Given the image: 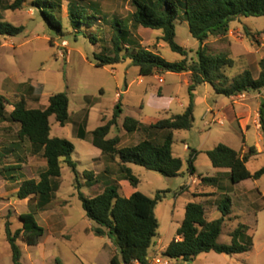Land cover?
<instances>
[{
    "label": "rangeland",
    "instance_id": "obj_1",
    "mask_svg": "<svg viewBox=\"0 0 264 264\" xmlns=\"http://www.w3.org/2000/svg\"><path fill=\"white\" fill-rule=\"evenodd\" d=\"M14 1L0 0V18L15 26L25 27V31L18 36H0V95L5 96L9 102L6 106L7 116L13 111V104L22 98L27 101L28 108L46 109L52 95L67 93L70 99V122L61 126L54 116L51 117L52 136L67 139L75 145L73 160L79 172L77 176L64 165L54 200L45 210L34 214L39 225L45 229L40 243L29 246L22 237L18 240L22 248V264H111L112 257L117 254L116 247L113 243L111 245L109 238L94 234L96 224L87 217L79 199V189L87 196H96L105 187L102 181L91 185L84 177L85 171H92L94 176L104 174L107 165L100 157V149L92 144V133L113 118L115 106L121 101L123 113L109 137L121 136L119 147L136 145L148 135L144 130L127 133L123 127L125 119L133 117L149 125L173 114H182L189 103V91L185 78L174 73L140 77L139 69L129 61L116 66L96 67L95 54L101 51V47L92 43L84 34L76 35L78 33L71 27L68 17L69 3L81 4L90 15L95 11L100 18L104 16L101 28L84 29L90 35L105 29L110 36V23L117 17L132 29L143 47L161 54L170 62L179 61L182 57L161 40V31L133 27L131 20L135 9L131 0H51L59 5L56 14L63 24L59 31L46 22L43 13L34 6L32 0L20 10H7V6ZM176 27L177 42L190 51L189 59L195 58L199 42L191 35L188 24L180 20ZM206 44L210 53L225 52L234 60L232 68H224L230 79L246 70L257 78L261 72L260 62L264 60V17H239L231 23L226 36H211ZM159 76L166 82L160 83ZM259 93H245L242 94L244 96L230 99L216 94L211 85L201 86L196 92L194 127L188 131L175 132L173 151L184 160V175L166 178L158 172L132 166L141 181L138 191L152 198L158 191H171L156 207L160 221L156 242L166 245L175 237L176 230L185 218L188 203L211 197L201 192L194 181L190 192L177 196L174 193L190 181L187 162L190 151H185L186 144L198 151L212 150L219 144L241 149L245 144V136L235 120L237 114L243 120V126L249 125L247 145H261L264 152V141L261 140L263 134L256 128V122L260 119L259 102L262 99ZM170 101H173L171 106ZM168 107L171 111L168 110L167 114L165 109ZM210 107L217 114L219 122H224L223 125H211L214 114ZM83 127L86 132L84 139L78 136ZM19 130L20 125L9 119L0 121V264H14L6 236V223L11 224V230L15 233L22 228L20 215L35 210L37 199L34 196L25 200L18 199L20 185L24 180H39L47 165L42 151H35L27 139H19ZM163 132L154 129L150 136L160 141L165 134ZM109 166L113 180L120 178L118 165L111 163ZM263 166L264 155L254 158L248 164L251 172ZM194 167L197 177L200 174L215 176L216 168L205 153L196 156ZM8 168L19 169L9 171ZM224 182L233 192V212L227 218L219 242L231 243L230 232L238 225L245 224L249 228L248 235L253 237V248L235 256L214 252L202 254L198 262L264 264V198L261 199L253 180L234 186L229 178L224 179ZM118 183L126 196L130 195V189H134L128 181ZM258 187L264 192V176L258 181ZM205 202L207 207L212 205L208 200ZM220 217L221 212L213 216L210 212L208 219ZM156 247L158 250L152 256L163 253L159 245ZM172 264L184 262L173 260Z\"/></svg>",
    "mask_w": 264,
    "mask_h": 264
},
{
    "label": "trees",
    "instance_id": "obj_2",
    "mask_svg": "<svg viewBox=\"0 0 264 264\" xmlns=\"http://www.w3.org/2000/svg\"><path fill=\"white\" fill-rule=\"evenodd\" d=\"M29 0H15L7 6V10H20ZM34 6L43 13L46 22L61 30L63 24L56 14L58 4L51 0H32ZM135 11L132 14L134 28L144 27L161 31V40L182 59L176 62L167 61L161 54L142 46L137 35L130 27L117 17L111 21L110 36L105 29L97 30V34H88L84 29L101 28L104 16L88 14L81 4L69 3L68 17L71 27L78 34H84L90 41L101 47L95 54L96 67L116 66L130 62L139 69L141 77H153L165 73H189V104L182 114L159 120L150 126H144L133 117H127L123 123L127 133L144 130L151 133L154 129L165 131L162 140L148 137L136 145L119 147L121 137L109 138L113 127L118 126L123 113L121 101L115 106L113 118L99 126L92 133V144L101 150V158L105 160L104 174L94 176L92 171H85L84 177L94 185L104 183L105 187L96 196H87L79 189V199L87 217L96 224L93 232L98 237L109 238L116 247L117 254L111 264H149L151 251L159 237L160 221L156 215V207L163 202L170 190L158 191L154 198L135 191L130 197L123 193L119 181H128L136 189L140 179L135 175L133 165L160 173L166 178H177L184 175V161L174 154L175 132L191 130L195 122L196 92L206 84L212 86L216 94L228 98L245 93L261 92L264 89V60L260 62L261 72L257 78L246 70L230 79L224 68H232L234 60L228 53L212 54L206 41L211 37L226 36L235 19L264 17V0H131ZM50 9L51 11H48ZM188 24L193 38L199 42L195 58L189 59L188 51L177 42V21ZM25 31L24 26H15L0 18V36L15 37ZM110 38H108V37ZM9 104L5 96L0 95V121L8 119L20 125L19 139H27L35 151H42L47 165L39 176V180L22 181L17 192L20 200L34 196L37 199L35 210L20 215L22 228L15 233L11 224L6 223V236L12 251L14 264H22V248L18 243L20 237L29 246L40 243L45 229L35 218L36 211L45 210L55 198L59 189L58 180L62 176L64 165L78 176L77 164L73 160L75 145L67 139L52 136L51 117H55L61 126L70 122V99L67 93H56L50 97L46 109L28 108L27 101L22 98L13 104V111L7 116L6 106ZM11 104V103H10ZM261 132L264 137V100L259 110ZM86 137L85 128L78 135ZM188 174L195 173L194 162L200 153L189 148ZM213 167L229 169L228 176L233 185L248 179L259 180L264 176V166L252 173L248 162L258 154L255 146L242 155L226 144H219L205 152ZM116 163L120 178L113 180L109 164ZM19 168H8L9 171ZM15 178L14 175L11 176ZM100 177V178H99ZM205 185L225 189L220 177H203ZM188 185H182L175 195L183 194ZM222 217L209 220L201 203L190 202L186 206L185 218L177 230L176 237L163 251L164 257L171 260L194 262L200 255L215 252L218 254L237 255L247 253L253 248V237L248 235L249 228L240 224L230 232L232 242H219L223 234L227 218L232 215V199L226 194L219 205ZM180 238V240H178Z\"/></svg>",
    "mask_w": 264,
    "mask_h": 264
},
{
    "label": "crops",
    "instance_id": "obj_3",
    "mask_svg": "<svg viewBox=\"0 0 264 264\" xmlns=\"http://www.w3.org/2000/svg\"><path fill=\"white\" fill-rule=\"evenodd\" d=\"M142 27V26H141ZM165 74H173V73H165ZM174 74H176V75H178L179 77H183V78H185V84L187 85V87H189V85H190V74L189 73H181V74H178V73H174ZM157 75H163V74H156L155 76H157ZM141 77V76H140ZM159 78H163V77H161V76H159ZM164 79V78H163ZM166 82V80L164 79V83ZM209 84H206V85H203V86H205V87H207ZM128 91V90H127ZM126 91V92H127ZM122 94H123V92H122ZM248 94V93H247ZM245 95V94H244ZM259 95H260V97L264 100V97H263V93H262V91L259 93ZM231 98H233V97H231ZM230 98V99H231ZM262 99L260 100V102H259V106H261V102H262ZM117 101H119V99H117ZM172 102L173 101H170V103H169V106H171V104H172ZM189 104V103H188ZM188 106V105H187ZM187 106H186V108H187ZM196 106H197V100H196ZM170 107H168L167 109H165L166 111V113L168 114L169 113V111H171L170 109H169ZM186 108H185V110H186ZM169 110V111H168ZM184 110V111H185ZM210 111H211V113H213V108L212 107H210ZM12 112V111H11ZM10 112V113H11ZM214 114V113H213ZM173 115H176V114H173ZM173 115H171V116H173ZM170 116V117H171ZM169 118V117H168ZM218 118V116H217V114H214V117H213V120H212V123H211V125H214V124H220L219 123V119H217ZM161 120V119H160ZM235 120L238 122V124H239V128H240V130H241V132L243 133V135L245 136V139H244V146L241 148V149H235L236 151H238V152H241L242 153V155H245L247 152H248V150H249V147L250 146H254V145H250V146H248L247 145V143H246V135L248 134V132H249V125L247 126V127H245V126H243V120L240 118V115H237L236 114V116H235ZM138 121H140V120H138ZM159 120H156V121H154V122H151V123H153V124H155V123H157ZM141 122V121H140ZM141 124H143L142 122H141ZM144 126H150V125H152V124H149V125H145V124H143ZM222 125V124H221ZM114 128V127H113ZM112 128V129H113ZM256 128H257V130L258 131H261V125H260V119H259V121L257 120V122H256ZM112 132V131H111ZM127 132V131H126ZM163 133H165V132H163ZM111 134V133H110ZM131 134H133V133H131ZM147 137L146 138H148V137H151L150 135V133H147ZM110 136V135H109ZM121 137V136H120ZM174 137H175V135H174ZM110 138V137H109ZM145 138V139H146ZM151 138H153V137H151ZM261 140L262 141H264V137H263V135L261 136ZM121 142H122V138H121ZM175 142V141H174ZM229 146V145H228ZM231 147V146H230ZM256 148H257V151H258V154L256 155V156H254L252 159H250V161L251 160H253L254 158H256V157H258V156H261V155H264V152H263V150H262V146L261 145H256L255 146ZM189 148H190V146L188 145V144H186L185 145V151L186 152H189ZM234 149V148H233ZM101 151V150H100ZM206 151H208V150H199V154H201V153H205ZM175 154V153H174ZM198 154V155H199ZM206 154V153H205ZM101 157V156H100ZM179 157V156H178ZM184 161V160H183ZM249 161V162H250ZM249 162H248V164H249ZM247 164V165H248ZM249 169V168H248ZM228 172H229V169H222V168H216V172H215V176H204V175H202V174H200L198 177H197V175H196V171H195V173L194 174H192V175H190V181H189V183L187 184H184V185H188V189L185 191V192H190L191 191V189H192V182L194 181V184H196L197 183V185H198V187H199V189L201 190V192H204V193H206V194H208V195H211V197H209V199H205V198H203V199H201V198H199V200L198 201H191V202H197V203H201V204H203V206H204V208H205V211H206V217L208 218V216H209V213L211 212L212 213V216L216 213V212H220V210H219V205L221 204V202H222V200H223V198H224V196L226 195V194H228L230 197H231V195L233 194V192L232 191H230L231 189H230V186L229 185H227L225 182H224V179H227V178H229V176H228ZM252 173H255V172H252ZM203 177H220L221 179H222V182H223V186L225 187V189H218V188H214V187H211V186H208V185H205L204 183H202V178ZM230 180V179H229ZM248 180H253V179H248ZM248 180H246V181H248ZM260 180V179H259ZM259 180H253V181H255V186H256V188H258L259 189V193H260V197H261V199L262 198H264V192H262V191H260V187H258V181ZM121 183H123V182H126V181H120ZM243 182H245V181H243ZM242 183V182H241ZM241 183H239V184H236V185H240ZM232 184V183H231ZM233 185V184H232ZM234 186V185H233ZM233 186H231V187H233ZM196 188V187H195ZM138 190V188H134V189H130V191H129V193H130V195L129 196H127V197H130L135 191H137ZM184 192V193H185ZM200 192V193H201ZM193 196H194V193H193ZM152 198V197H151ZM195 198H197V197H195ZM212 199V200H211ZM231 199H232V212H233V198L231 197ZM206 200H208V202H210L212 205L210 206V207H207L206 206ZM211 200V201H210ZM187 206V205H186ZM48 207V206H47ZM217 219H219V218H217ZM210 220H214V219H210ZM183 222V221H182ZM179 229V228H178ZM177 229V230H178ZM177 230H176V233H177ZM175 237H176V235H175ZM174 237V238H175ZM173 238V239H174ZM173 239H171L170 240V242L169 243H167L166 245H163V243L162 242H156V245H159L160 246V248H161V250L162 251H165L166 250V248L169 246V244L171 243V241L173 240ZM178 240H180V238H178ZM230 244V243H229ZM111 245H112V242H111ZM158 250V248L156 247V248H153L152 249V251H151V255H150V257L152 256V254L154 253V251H157ZM212 253V252H211ZM215 253V252H214ZM223 255H226V254H223ZM233 256H235V255H233ZM199 257H201V255L199 256ZM199 257L194 261V262H192V263H185V264H199ZM134 264H139L138 262H135Z\"/></svg>",
    "mask_w": 264,
    "mask_h": 264
},
{
    "label": "built area",
    "instance_id": "obj_4",
    "mask_svg": "<svg viewBox=\"0 0 264 264\" xmlns=\"http://www.w3.org/2000/svg\"><path fill=\"white\" fill-rule=\"evenodd\" d=\"M160 83H164L163 78H159ZM242 95V94H241ZM244 96V95H242ZM220 124H224L223 121L219 122ZM172 261L170 258L164 257L162 254L161 255H154L149 257V264H172Z\"/></svg>",
    "mask_w": 264,
    "mask_h": 264
}]
</instances>
